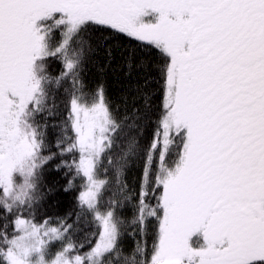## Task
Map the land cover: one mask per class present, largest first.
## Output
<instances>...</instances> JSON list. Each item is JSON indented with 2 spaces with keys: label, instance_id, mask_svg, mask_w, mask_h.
I'll return each mask as SVG.
<instances>
[{
  "label": "snow or ice",
  "instance_id": "snow-or-ice-1",
  "mask_svg": "<svg viewBox=\"0 0 264 264\" xmlns=\"http://www.w3.org/2000/svg\"><path fill=\"white\" fill-rule=\"evenodd\" d=\"M0 264H264V0H0Z\"/></svg>",
  "mask_w": 264,
  "mask_h": 264
},
{
  "label": "trees",
  "instance_id": "trees-1",
  "mask_svg": "<svg viewBox=\"0 0 264 264\" xmlns=\"http://www.w3.org/2000/svg\"><path fill=\"white\" fill-rule=\"evenodd\" d=\"M98 66H99V61L96 63L95 66H93V65L89 66L90 67V72H89L88 75H89V80L90 81H94L95 78L97 77V75H98ZM108 83H109V91H110V93L113 94V95H116V85H115L114 81L111 78H109Z\"/></svg>",
  "mask_w": 264,
  "mask_h": 264
}]
</instances>
